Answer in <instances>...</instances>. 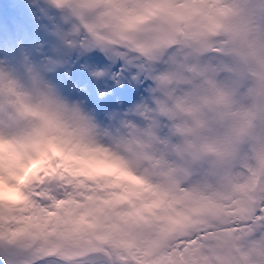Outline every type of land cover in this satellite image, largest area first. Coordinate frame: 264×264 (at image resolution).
Segmentation results:
<instances>
[{
    "label": "rangeland",
    "instance_id": "obj_1",
    "mask_svg": "<svg viewBox=\"0 0 264 264\" xmlns=\"http://www.w3.org/2000/svg\"><path fill=\"white\" fill-rule=\"evenodd\" d=\"M95 247L264 264V0L0 3V264Z\"/></svg>",
    "mask_w": 264,
    "mask_h": 264
},
{
    "label": "water",
    "instance_id": "obj_2",
    "mask_svg": "<svg viewBox=\"0 0 264 264\" xmlns=\"http://www.w3.org/2000/svg\"><path fill=\"white\" fill-rule=\"evenodd\" d=\"M46 255L53 256L54 254L52 252H47ZM43 257H44V254H41V255L34 257L30 260L22 261L19 264H30L31 262H33L39 258H43ZM65 261L69 262L71 264L72 263H81V262L94 263V262H98V261L110 263V260L107 256V254L99 248L89 249V250L83 251V252H81L75 256H69V257L65 258ZM5 264H8V263H5Z\"/></svg>",
    "mask_w": 264,
    "mask_h": 264
},
{
    "label": "trees",
    "instance_id": "obj_3",
    "mask_svg": "<svg viewBox=\"0 0 264 264\" xmlns=\"http://www.w3.org/2000/svg\"><path fill=\"white\" fill-rule=\"evenodd\" d=\"M83 217H85V215H83ZM134 221H136V222H138L136 219L134 220ZM108 227H109V225H108ZM111 229V228H110ZM115 229L117 230V227H115ZM167 229V228H166ZM165 229V230H166ZM114 230V229H113ZM116 230L113 232V234H115V232H116ZM153 235V238L150 240V242H149V244L151 245V246H149V245H147V247L146 248H149L151 251H153V253H152V255L153 256H156L155 258H153V259H157V258H159L160 256H162V254L164 253V251H162L161 252V250H160V248H162V247H160L162 244H163V239L161 238V239H156V233H154V234H152ZM38 237H36V239H37ZM161 240V241H160ZM158 241V242H157ZM156 247V249H153L152 247ZM158 248V249H157ZM139 257L141 258V260H147V259H149V255H141V254H139ZM245 259H247V256H245ZM258 262V261H257ZM144 263V262H143ZM144 264H150L149 262H146V263H144ZM162 264H166L165 262H163Z\"/></svg>",
    "mask_w": 264,
    "mask_h": 264
}]
</instances>
